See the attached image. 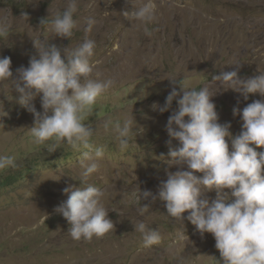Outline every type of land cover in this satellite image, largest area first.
<instances>
[{"label": "rangeland", "instance_id": "374dc122", "mask_svg": "<svg viewBox=\"0 0 264 264\" xmlns=\"http://www.w3.org/2000/svg\"><path fill=\"white\" fill-rule=\"evenodd\" d=\"M69 3L0 0V23L10 32L6 40L0 38V57H10L13 73L9 81H0V116L6 113L0 117V155L17 162L15 169L0 170V264H222L211 234L202 236L186 218L167 217L164 202L139 199L137 188L155 194L167 173L178 170L168 153L179 142L173 139L168 145L166 131L169 116L178 108L176 100L168 111H159L173 87H208L218 122L231 124L232 137L242 127L233 108L242 112L253 101L264 100L259 94L244 99L212 79L221 71L236 70V64L241 79L264 74V0H156L157 15L148 25L152 35L140 21L122 14L142 0H76L77 24L69 39L55 36L50 25H40ZM89 17L96 23L85 32ZM36 38L57 46L62 58L64 49L75 48L85 38L95 40L93 77L115 81L84 121L94 130L93 146L105 148L99 170L87 183L102 190L101 202L114 224L112 232L91 241L73 240L67 221L54 211L67 199L64 188L79 187L86 150L55 139L35 143L30 132L33 114L18 103L13 86L16 70L28 67L37 55L31 42ZM29 105L42 112L41 94H34ZM106 120L129 122L133 136L127 150L121 151L116 134L105 130ZM226 142L231 152V140ZM221 195L231 199L229 189ZM216 197L215 190L204 194L210 204ZM145 204L150 208L141 214ZM139 221L159 231V243L144 246L135 230Z\"/></svg>", "mask_w": 264, "mask_h": 264}, {"label": "clouds", "instance_id": "9594fccd", "mask_svg": "<svg viewBox=\"0 0 264 264\" xmlns=\"http://www.w3.org/2000/svg\"><path fill=\"white\" fill-rule=\"evenodd\" d=\"M76 11V0H70L64 11L52 19H42L40 25H50L55 36L69 39L76 28ZM122 14L140 21L145 25V33L152 35L154 30L148 25L157 15L156 0H142L139 7ZM95 23L94 18H87L84 31L90 32ZM9 34L7 25L0 23V38L6 40ZM31 42L37 55L30 58L28 67L16 70L18 79L13 86L19 94L18 103L33 114L30 132L34 142L43 144L55 139L78 151L86 150L80 161L83 179L79 187L64 188L67 199L54 211L67 221V232L73 240L101 238L114 230V224L101 202L102 190L87 180L99 170L105 148L93 146L94 130L84 121L97 98L113 87L115 81L93 77L94 66L90 63L96 48L93 39L85 38L75 48L64 49L63 58L61 50L49 45L48 40L36 38ZM236 66V70L221 71L212 79L219 86L227 85L240 93L244 99L249 94L264 97V74L241 79L239 64ZM12 76L10 57H0V81H9ZM34 94H41L42 112L29 105ZM212 96L208 87L197 90L180 85L179 91L172 88L159 111H168L176 100L178 108L169 116L166 131L170 137L168 145L173 139L179 142V147H169L168 153L170 163L178 170L167 173L166 181L159 184L155 194L137 188V195L139 199L164 202L167 217L179 221L186 218L202 236L211 234L222 264H264V151L256 150L264 149V100L253 101L242 112L233 108V116L240 115L242 127L239 135L232 137L231 124L218 122ZM5 115L4 112L0 117ZM104 128L116 134L121 151L127 150L133 136L129 122L106 120ZM226 138L231 140V152ZM16 167L13 157L0 155V170ZM224 189L230 190L231 199L221 195ZM213 190L217 197L210 204L204 194ZM140 207L143 214L150 205ZM185 212L187 217L182 216ZM47 218L45 215L43 223ZM135 230L142 234L145 247L161 239L159 231L143 221L137 222Z\"/></svg>", "mask_w": 264, "mask_h": 264}, {"label": "trees", "instance_id": "16d2710c", "mask_svg": "<svg viewBox=\"0 0 264 264\" xmlns=\"http://www.w3.org/2000/svg\"><path fill=\"white\" fill-rule=\"evenodd\" d=\"M8 180H13L11 177H9V179Z\"/></svg>", "mask_w": 264, "mask_h": 264}]
</instances>
